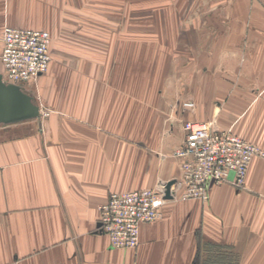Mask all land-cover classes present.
<instances>
[{
	"label": "crops",
	"instance_id": "obj_1",
	"mask_svg": "<svg viewBox=\"0 0 264 264\" xmlns=\"http://www.w3.org/2000/svg\"><path fill=\"white\" fill-rule=\"evenodd\" d=\"M105 1L99 12L114 13ZM59 8L60 0H0V34L6 24L41 29L28 16ZM253 45L236 85L224 86L221 118L264 150V34ZM79 72L99 78L93 69ZM63 94L43 123L0 125V264H264V159L252 161L244 188L212 185L206 202L171 197L160 219L141 224L136 248L112 249L97 231L99 207L112 193L178 180L181 161L172 154L184 135L173 123L149 134L150 120L141 110L135 117L127 87L93 82Z\"/></svg>",
	"mask_w": 264,
	"mask_h": 264
},
{
	"label": "rangeland",
	"instance_id": "obj_2",
	"mask_svg": "<svg viewBox=\"0 0 264 264\" xmlns=\"http://www.w3.org/2000/svg\"><path fill=\"white\" fill-rule=\"evenodd\" d=\"M67 1L53 15L28 16L51 36L47 73L20 87L41 107V123L53 113L54 97L67 100L63 91L96 82L133 90L135 117L141 110L149 118V134L161 135L170 123L182 131L185 121H197L237 136L222 126L224 86L236 85L239 63L250 59L254 38L264 34L254 28L264 22L259 0H112L114 13L99 12L102 0ZM85 69L99 78L79 76Z\"/></svg>",
	"mask_w": 264,
	"mask_h": 264
},
{
	"label": "built area",
	"instance_id": "obj_3",
	"mask_svg": "<svg viewBox=\"0 0 264 264\" xmlns=\"http://www.w3.org/2000/svg\"><path fill=\"white\" fill-rule=\"evenodd\" d=\"M0 64L6 83L33 84L50 66L51 36L45 30L5 28L0 34ZM183 144L173 152L180 162V177L170 187L172 198L208 200L212 185L231 183L243 188L249 167L256 157H264L257 146L212 123L185 121ZM166 185L131 192L112 193L99 207L97 231L108 238L112 249L139 245L143 223L157 221L165 198Z\"/></svg>",
	"mask_w": 264,
	"mask_h": 264
},
{
	"label": "water",
	"instance_id": "obj_4",
	"mask_svg": "<svg viewBox=\"0 0 264 264\" xmlns=\"http://www.w3.org/2000/svg\"><path fill=\"white\" fill-rule=\"evenodd\" d=\"M39 116V105L35 103L34 98L19 86L4 83L0 75V125L24 122ZM172 184L173 181L166 183V199H171L169 188Z\"/></svg>",
	"mask_w": 264,
	"mask_h": 264
},
{
	"label": "bare ground",
	"instance_id": "obj_5",
	"mask_svg": "<svg viewBox=\"0 0 264 264\" xmlns=\"http://www.w3.org/2000/svg\"><path fill=\"white\" fill-rule=\"evenodd\" d=\"M1 75V74H0ZM1 77H2V80H3V76L1 75ZM3 82L4 83H6L4 80H3ZM6 84H9V83H6ZM17 86H19V87H21L22 89H23V87L22 86H20V85H17ZM41 114H42V110L40 109V116H41ZM38 117V118H41V117ZM41 129H42V127H40ZM174 183V182H173ZM168 200V199H167Z\"/></svg>",
	"mask_w": 264,
	"mask_h": 264
}]
</instances>
